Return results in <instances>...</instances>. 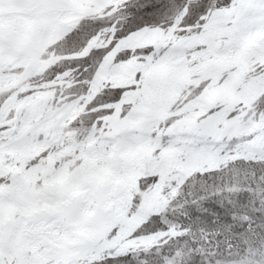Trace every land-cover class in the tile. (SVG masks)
I'll list each match as a JSON object with an SVG mask.
<instances>
[{"label": "snow or ice", "instance_id": "1", "mask_svg": "<svg viewBox=\"0 0 264 264\" xmlns=\"http://www.w3.org/2000/svg\"><path fill=\"white\" fill-rule=\"evenodd\" d=\"M258 189L264 0H0V264H264Z\"/></svg>", "mask_w": 264, "mask_h": 264}, {"label": "rangeland", "instance_id": "2", "mask_svg": "<svg viewBox=\"0 0 264 264\" xmlns=\"http://www.w3.org/2000/svg\"><path fill=\"white\" fill-rule=\"evenodd\" d=\"M57 37H53L52 39L54 40ZM259 189L257 190V199L264 201V197H260L258 195ZM163 199L159 198L158 196H153L151 198H149L146 202H145V207H144V211L141 215H137L134 216L131 219H125L123 216L119 217V220L124 224L125 228L127 230H131L136 228L137 226H139V224L142 222L143 219L146 218V215L148 212L150 211H156L159 210L163 207ZM249 210H251V206L249 205ZM258 211H262L264 210V204L260 205V208L257 209ZM242 219H247V217L240 215L237 217V224H239V222Z\"/></svg>", "mask_w": 264, "mask_h": 264}]
</instances>
